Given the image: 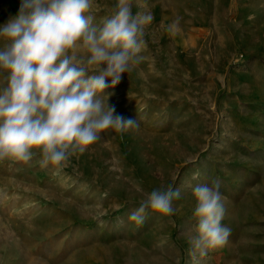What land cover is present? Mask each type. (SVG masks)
I'll list each match as a JSON object with an SVG mask.
<instances>
[{
	"label": "rangeland",
	"instance_id": "1",
	"mask_svg": "<svg viewBox=\"0 0 264 264\" xmlns=\"http://www.w3.org/2000/svg\"><path fill=\"white\" fill-rule=\"evenodd\" d=\"M20 3L0 0V25ZM116 3L94 0L93 23ZM132 11L153 16L143 60L104 94L139 129L107 130L59 173L39 157L0 162V264H192V187L214 180L231 235L200 264H264V0H132ZM169 184L174 216L129 221L144 192Z\"/></svg>",
	"mask_w": 264,
	"mask_h": 264
},
{
	"label": "clouds",
	"instance_id": "2",
	"mask_svg": "<svg viewBox=\"0 0 264 264\" xmlns=\"http://www.w3.org/2000/svg\"><path fill=\"white\" fill-rule=\"evenodd\" d=\"M93 4L21 0L18 14L0 25V162L39 157L41 168L59 173L107 130L139 129L136 120L115 113L107 103L111 94L104 93L142 62L153 16L134 14L132 0H117L111 16L97 25ZM178 26L175 20L167 31ZM220 188L219 180L192 187V216L198 221L188 236L192 264L225 246L231 235L222 223L226 198ZM180 197L181 190L171 184L144 192L128 219L142 225L149 210L172 217Z\"/></svg>",
	"mask_w": 264,
	"mask_h": 264
}]
</instances>
